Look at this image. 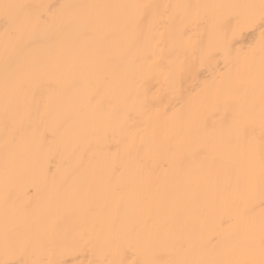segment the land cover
Returning a JSON list of instances; mask_svg holds the SVG:
<instances>
[{
  "label": "bare ground",
  "instance_id": "6f19581e",
  "mask_svg": "<svg viewBox=\"0 0 264 264\" xmlns=\"http://www.w3.org/2000/svg\"><path fill=\"white\" fill-rule=\"evenodd\" d=\"M5 3L52 5L55 12L64 4L260 5L261 0H0V5ZM26 11L34 18L49 10ZM200 11L222 23L223 46L201 60L195 48L199 30L193 24L179 54L168 48L149 49L147 54L160 67L145 107L126 123L106 127L102 122L108 106L102 98L95 105H83L91 130L79 141L76 153L70 154L59 117L63 108L82 101L83 90L81 82L68 73L48 68L27 74L28 104L12 105L5 127L6 65H50L59 52L45 39L7 41L8 25L0 8V260L6 258L3 229L7 216L10 227L38 235L43 259H63L68 264H107L113 259L142 264L146 250L138 239L109 236L87 206L63 198L72 177L82 174L89 163L99 162L107 169L113 162L129 161V171L135 172L141 159L146 176L200 193L180 221L190 241L185 245L189 258H225L234 245L243 242L258 248L264 224L259 122L225 151H209L208 131L222 115L224 101L238 99L236 90L249 73L258 77L264 22L257 17L241 23L234 13L237 10L228 8ZM201 45H207L206 39ZM170 72L175 76L171 89L165 85ZM13 86L14 78L9 76L8 87ZM81 155L83 163L77 167Z\"/></svg>",
  "mask_w": 264,
  "mask_h": 264
},
{
  "label": "snow or ice",
  "instance_id": "6c2138e0",
  "mask_svg": "<svg viewBox=\"0 0 264 264\" xmlns=\"http://www.w3.org/2000/svg\"><path fill=\"white\" fill-rule=\"evenodd\" d=\"M35 7H47L49 11L33 18L26 10ZM53 7L0 5L8 25L7 41L27 37L29 43H35L37 39H45L59 52L57 60L50 65L30 68L11 62L6 65L3 111L7 128L12 105L28 104L27 74L55 68L72 75L82 84L83 99L79 104L63 108L59 117L65 148L70 154L76 153L79 141L91 130L83 105H95L98 98H102L101 102L108 106L106 121L102 122L106 127L126 123L133 118V113L145 107L146 94L155 87L152 81L160 67L153 62L152 55L147 54L149 49L168 48L179 54L193 24L199 30L195 48L201 60L206 59L211 50L223 46L222 23L215 15L202 13L201 9H233L237 10L234 13L241 23L257 17L264 22V0L260 5L64 4L55 12ZM240 9L251 11L245 13L238 11ZM203 39L207 41L206 46L201 45ZM184 67L181 64V68ZM9 76L14 78L11 90ZM165 85L170 89L175 87L174 73L165 77ZM235 95L237 100L224 101L222 115L208 131V148L210 152L231 149L245 130L249 126L254 128L258 121L260 181L264 187V39L260 45L258 77L250 72ZM82 163L83 156H77V167ZM129 165V161L113 162L106 169L99 162L89 163L82 174L72 177L63 198L87 206L109 236L138 239L146 250L142 264H264V224L258 248L252 242H243L234 245L225 258H189L185 245L190 241L180 221L200 193L146 176L142 159L137 161L135 172L129 171ZM3 246L6 258L0 260V264H68L63 259L41 258L38 235L10 227L7 216ZM29 256L31 258H26ZM107 264H121V261L108 260Z\"/></svg>",
  "mask_w": 264,
  "mask_h": 264
}]
</instances>
